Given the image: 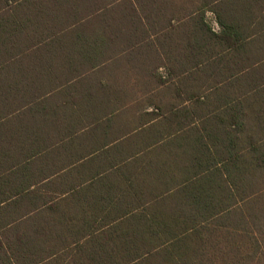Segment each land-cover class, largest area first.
Here are the masks:
<instances>
[{"label": "trees", "instance_id": "obj_1", "mask_svg": "<svg viewBox=\"0 0 264 264\" xmlns=\"http://www.w3.org/2000/svg\"><path fill=\"white\" fill-rule=\"evenodd\" d=\"M152 2L158 5V0ZM166 4L169 14L159 13L157 7L154 13L149 11L153 9L149 0H0V122L22 108L42 105L58 90L81 88L84 76L120 53H130L132 44L146 42L149 25L156 36L153 41L177 40L174 33L180 23L181 40L202 56L197 68L203 73V91L234 89L243 82L244 100L255 112L250 125L238 122L235 129L224 130L226 139L217 137L222 131L203 129L200 142L188 147L185 161L159 164L162 171L155 174L166 183L163 191L136 193L122 186L109 194L117 201L116 208L101 210V225L90 226L86 241L59 243V251L51 243V254L58 255L51 258L42 255L49 253L48 243L28 241L19 255L11 260L0 256V260L264 264V199L257 198L264 189V112L257 111L264 108V0ZM208 12L216 16L219 32L208 21ZM224 68L231 76L212 81L214 73ZM186 87L191 88V83L186 82ZM99 117L93 123H100ZM78 132L73 129L71 135ZM122 141L95 151L118 156L92 178L119 169L126 156L149 148L140 146L136 151Z\"/></svg>", "mask_w": 264, "mask_h": 264}, {"label": "crops", "instance_id": "obj_2", "mask_svg": "<svg viewBox=\"0 0 264 264\" xmlns=\"http://www.w3.org/2000/svg\"><path fill=\"white\" fill-rule=\"evenodd\" d=\"M166 2L170 0H158V5L149 0L153 9L148 10L154 13L157 7L169 14ZM207 19L216 32L221 30L213 12ZM149 27L146 42L132 44L130 53H120L84 76L81 88L58 90L42 105L22 108L0 122V256L11 260L28 241L48 243L49 253L42 255L58 256L51 254L52 245L59 251V243L86 241L90 226L101 225V210L116 208L109 194L118 188L163 191L166 183L155 174L162 171L158 165L185 161L203 129L222 131L217 137L226 139L224 130L235 129L238 122L252 123L255 112L244 100L243 82L234 89L203 91V73L197 68L202 56L181 40V23L175 41H153L156 36ZM218 71L212 81L231 76L225 68ZM97 115L101 122L93 123ZM73 129L79 130L76 136ZM117 139L136 151L149 148L126 156L119 169L92 178L118 156L95 151L115 146Z\"/></svg>", "mask_w": 264, "mask_h": 264}, {"label": "rangeland", "instance_id": "obj_3", "mask_svg": "<svg viewBox=\"0 0 264 264\" xmlns=\"http://www.w3.org/2000/svg\"><path fill=\"white\" fill-rule=\"evenodd\" d=\"M261 193H263V194H260V193H259V195H258V197H257V198L260 199V200H261V199H264V189H263V191H262ZM253 203H254V201H253ZM248 205H249V204H248Z\"/></svg>", "mask_w": 264, "mask_h": 264}]
</instances>
